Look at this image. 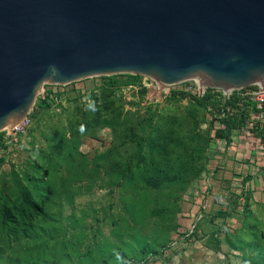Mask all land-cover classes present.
Instances as JSON below:
<instances>
[{
    "label": "rangeland",
    "instance_id": "rangeland-1",
    "mask_svg": "<svg viewBox=\"0 0 264 264\" xmlns=\"http://www.w3.org/2000/svg\"><path fill=\"white\" fill-rule=\"evenodd\" d=\"M150 88L44 84L21 130L0 131V264H264V178L218 182V110Z\"/></svg>",
    "mask_w": 264,
    "mask_h": 264
},
{
    "label": "water",
    "instance_id": "water-1",
    "mask_svg": "<svg viewBox=\"0 0 264 264\" xmlns=\"http://www.w3.org/2000/svg\"><path fill=\"white\" fill-rule=\"evenodd\" d=\"M140 75L227 94L264 91V0H0V131L44 84Z\"/></svg>",
    "mask_w": 264,
    "mask_h": 264
},
{
    "label": "crops",
    "instance_id": "crops-1",
    "mask_svg": "<svg viewBox=\"0 0 264 264\" xmlns=\"http://www.w3.org/2000/svg\"><path fill=\"white\" fill-rule=\"evenodd\" d=\"M255 115L239 129H232L227 138L214 141L217 153L215 162L219 167L221 179L218 182L221 183L222 179L232 181V179L264 178V141L261 139L260 132L256 131V129L260 131L261 117L258 114Z\"/></svg>",
    "mask_w": 264,
    "mask_h": 264
},
{
    "label": "trees",
    "instance_id": "trees-1",
    "mask_svg": "<svg viewBox=\"0 0 264 264\" xmlns=\"http://www.w3.org/2000/svg\"><path fill=\"white\" fill-rule=\"evenodd\" d=\"M246 89H255V87L250 86ZM242 91H245V89L234 91L226 100H217L209 93H205L199 97L195 94H186L183 92H177L176 95L185 94L191 101L200 107H211L216 111L218 110V124L214 129V139L216 140L227 138L230 132L233 131L232 129H239L242 124L246 123L251 115L256 116L255 114L260 112V110L256 109V103L252 97L242 96ZM25 203L28 210L22 207L16 210L20 216H24L26 213L30 214V210L36 207L35 201L26 200ZM4 212L8 215L10 208H5ZM5 219L9 222L11 217L7 216Z\"/></svg>",
    "mask_w": 264,
    "mask_h": 264
},
{
    "label": "built area",
    "instance_id": "built-area-1",
    "mask_svg": "<svg viewBox=\"0 0 264 264\" xmlns=\"http://www.w3.org/2000/svg\"><path fill=\"white\" fill-rule=\"evenodd\" d=\"M191 81H195V80H191ZM178 86H180V89L178 90V92H183V93H188V94H195V95H203L205 88L204 86H202L201 84L196 83L195 81V85H192L189 83V81L177 84ZM169 87V86H167ZM165 89V87L163 89H161V91H163ZM212 92L213 91H218V90H214V89H210ZM243 90V89H242ZM260 85H256L255 89H251V90H246L241 92L242 96H251L252 99L255 101L256 103V109L260 110V112L258 113V115L261 117V122H260V131H261V139L264 141V91L260 92ZM239 91V90H237ZM220 92V96L219 99L221 100H226L234 91L229 92L227 94H224L223 92ZM251 117H254L253 115H251ZM27 121V118L25 120H23L22 122H20L19 124H17L16 126H14L12 128V131L14 133L18 132L21 130V128L23 127V124H25Z\"/></svg>",
    "mask_w": 264,
    "mask_h": 264
}]
</instances>
